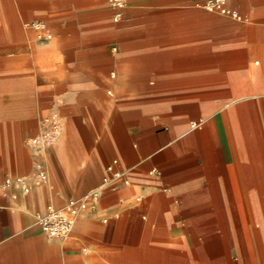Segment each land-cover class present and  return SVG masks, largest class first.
Segmentation results:
<instances>
[{
    "label": "crops",
    "instance_id": "0c3cea01",
    "mask_svg": "<svg viewBox=\"0 0 264 264\" xmlns=\"http://www.w3.org/2000/svg\"><path fill=\"white\" fill-rule=\"evenodd\" d=\"M211 1L126 0L114 20L105 0H0V264H246L262 248L240 222L264 185V0ZM58 114L70 134L34 156L23 128ZM34 159L43 184L4 183ZM105 177L70 232L42 230Z\"/></svg>",
    "mask_w": 264,
    "mask_h": 264
},
{
    "label": "rangeland",
    "instance_id": "374dc122",
    "mask_svg": "<svg viewBox=\"0 0 264 264\" xmlns=\"http://www.w3.org/2000/svg\"><path fill=\"white\" fill-rule=\"evenodd\" d=\"M61 118V114H58L54 116V122H48L46 116H43L37 127L23 128L24 145L27 150L36 156L53 147L61 135H69V130L60 125ZM15 177H20L24 181L22 191H26L30 185H41L47 179L43 165L37 159H34L32 166L27 168L26 173L18 174ZM244 194L246 202L245 206L242 207L244 221L240 222V225L251 226L262 237L263 241L260 250H248L244 261L246 264H264V185H257L254 190ZM234 261V256L230 255V264H233Z\"/></svg>",
    "mask_w": 264,
    "mask_h": 264
},
{
    "label": "built area",
    "instance_id": "2783aa9c",
    "mask_svg": "<svg viewBox=\"0 0 264 264\" xmlns=\"http://www.w3.org/2000/svg\"><path fill=\"white\" fill-rule=\"evenodd\" d=\"M115 9L114 20H119L122 16V8L126 0H107ZM222 6V0H213L206 4L209 10H214ZM35 27L38 30L43 28V24L40 22L35 23ZM45 37L49 38L50 34L45 32ZM107 169H111L110 166ZM110 182V178L105 177L101 183L86 193L80 198H71L66 204L61 208H49L44 214L39 215L38 224L41 226L42 230L49 236L53 238L63 237L74 226L75 219L78 214L79 204L81 201L94 200L96 199L100 191L105 188ZM5 184H13L14 186L23 189L24 181L20 177H6L4 179Z\"/></svg>",
    "mask_w": 264,
    "mask_h": 264
}]
</instances>
